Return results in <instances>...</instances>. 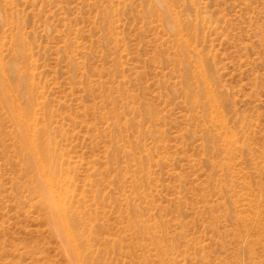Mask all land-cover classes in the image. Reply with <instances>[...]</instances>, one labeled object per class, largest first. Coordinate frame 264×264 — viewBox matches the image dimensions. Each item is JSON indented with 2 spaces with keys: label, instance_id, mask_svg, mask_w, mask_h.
<instances>
[{
  "label": "rangeland",
  "instance_id": "rangeland-1",
  "mask_svg": "<svg viewBox=\"0 0 264 264\" xmlns=\"http://www.w3.org/2000/svg\"><path fill=\"white\" fill-rule=\"evenodd\" d=\"M0 82V264H74L27 142L81 264H264V0H0Z\"/></svg>",
  "mask_w": 264,
  "mask_h": 264
},
{
  "label": "bare ground",
  "instance_id": "bare-ground-1",
  "mask_svg": "<svg viewBox=\"0 0 264 264\" xmlns=\"http://www.w3.org/2000/svg\"><path fill=\"white\" fill-rule=\"evenodd\" d=\"M4 82H0V93H2ZM8 103V102H7ZM13 114L17 116V118L24 120L26 116L28 115L27 110H13ZM21 135V134H20ZM27 151L33 155V160L31 163V168L33 171H36V175L38 176L37 180L40 182L37 186V190L39 193L43 195V193H46L47 196V201L50 203V209H51V216L53 217L55 225L62 231L66 245L68 247V250L70 252V255L72 257V261L74 264H81V258H80V252L77 248L76 245V230L71 228V226L74 224V218L71 216L68 212V208L65 206L64 201H63V196L59 192L58 184L53 182L51 179V174H54L56 171L55 168H53V172L50 174L48 173V170H44L43 166L41 165V159L39 158V155L41 156H47L50 154V151L47 152V150H43L41 147H38L37 143L35 144L34 142H27L26 145ZM42 152V153H41ZM52 155V154H51ZM35 156V157H34ZM45 161V160H44ZM52 162V161H51ZM49 169V168H48ZM56 173V172H55ZM45 185V186H44ZM47 188L48 191L45 190ZM41 196V195H40ZM69 214V215H68ZM75 225V224H74ZM94 264H99L98 262H95Z\"/></svg>",
  "mask_w": 264,
  "mask_h": 264
}]
</instances>
